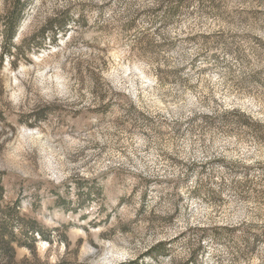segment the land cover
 <instances>
[{"label":"rangeland","instance_id":"obj_1","mask_svg":"<svg viewBox=\"0 0 264 264\" xmlns=\"http://www.w3.org/2000/svg\"><path fill=\"white\" fill-rule=\"evenodd\" d=\"M11 255L264 264V0H0Z\"/></svg>","mask_w":264,"mask_h":264},{"label":"trees","instance_id":"obj_2","mask_svg":"<svg viewBox=\"0 0 264 264\" xmlns=\"http://www.w3.org/2000/svg\"><path fill=\"white\" fill-rule=\"evenodd\" d=\"M36 232L37 233H41V232H39L38 230H36ZM9 243V242H8ZM7 242H6V244H8ZM28 262V260H24L22 263H18L16 260H15V257H14V255H11V257L10 256H6V258H3V263L2 264H25V263H27Z\"/></svg>","mask_w":264,"mask_h":264}]
</instances>
